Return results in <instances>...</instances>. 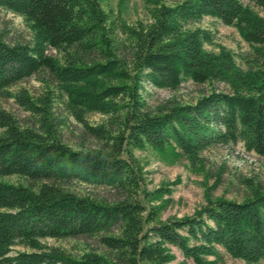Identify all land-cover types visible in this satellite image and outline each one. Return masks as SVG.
<instances>
[{"label":"trees","instance_id":"1","mask_svg":"<svg viewBox=\"0 0 264 264\" xmlns=\"http://www.w3.org/2000/svg\"><path fill=\"white\" fill-rule=\"evenodd\" d=\"M99 1L0 0L31 34L25 43L0 39V93L34 76L42 87L37 97L16 98L28 124L0 110V264H168L166 245L192 264H215L204 259L217 257L215 247L247 264L264 260V188L249 187L240 202L207 198L192 216L161 222V205L146 209L138 198L155 202L168 191L140 188L131 156L149 147L193 164L204 149L240 143L264 158V0H142L149 22L133 27L111 19ZM204 17L236 30L250 49L244 69L223 47L204 50L214 40L196 25ZM185 81L226 91L153 109L141 96L145 84L172 91ZM59 102L80 126L75 149L62 141ZM88 113L104 123L87 124ZM10 176L27 185L1 180ZM74 181L116 197L78 196L69 189ZM81 237L100 251L72 255L45 244ZM16 245L23 250L11 253Z\"/></svg>","mask_w":264,"mask_h":264},{"label":"rangeland","instance_id":"2","mask_svg":"<svg viewBox=\"0 0 264 264\" xmlns=\"http://www.w3.org/2000/svg\"><path fill=\"white\" fill-rule=\"evenodd\" d=\"M173 0H165L171 3ZM247 3V0H240ZM100 8L115 20L125 26H134L137 23L146 24L149 22L148 9L150 8L142 0H101ZM264 17V13H259ZM202 28L211 30L214 33L213 44L204 46V50L216 53L218 47L229 51L235 65L240 69L245 68V60L250 53L249 47L241 40L236 30L226 27L218 21L204 17L197 24ZM31 34L21 17L4 9H0V39L6 43L29 42ZM117 39L124 41V36L117 31ZM48 56L60 57L55 50H46ZM40 82L36 76L23 80L0 93V110L11 114L20 125L31 122L30 116L18 104L16 98L19 94L27 93L30 97H37L42 92ZM218 92L226 91L222 83L210 85H194L191 81H185L175 90H157L149 85H143L141 96L149 109L158 104L173 100L178 104H191L198 97L208 93L210 90ZM64 104L59 102L55 105V114L64 122L61 131L62 141L75 149L81 140L80 126L65 113ZM84 120L89 125L104 123L105 117L96 113H88ZM1 133V130H0ZM84 143L86 141L83 140ZM133 163L139 169L140 188L147 193L166 189L160 200L148 202L139 196L140 202L145 205L160 206L156 214L158 221L164 222L169 219H180L192 216L200 207L205 205L208 199H225L235 202L250 197L249 187L264 188V158L247 152L240 143L215 145L201 151L196 162L191 164L183 156L173 157L159 156L149 147L131 150ZM1 180L19 185H27V182L20 177L10 176ZM69 189L78 196L92 199L111 201L116 197L112 189L103 186L89 185L77 181L69 185ZM48 246H56L67 253L78 255L82 252L100 251L95 241L91 238H77L64 240H46ZM168 253L173 257L168 264H192L184 260L181 253L170 245L165 246ZM11 253L21 251V246H13ZM217 257L206 256L204 259L215 264H247L241 260L229 257L221 248L215 247ZM254 264H264L261 260Z\"/></svg>","mask_w":264,"mask_h":264}]
</instances>
